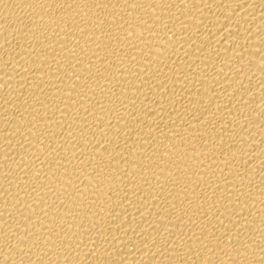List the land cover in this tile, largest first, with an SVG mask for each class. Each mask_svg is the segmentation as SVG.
<instances>
[{
	"label": "bare ground",
	"instance_id": "bare-ground-1",
	"mask_svg": "<svg viewBox=\"0 0 264 264\" xmlns=\"http://www.w3.org/2000/svg\"><path fill=\"white\" fill-rule=\"evenodd\" d=\"M0 264H264V0H0Z\"/></svg>",
	"mask_w": 264,
	"mask_h": 264
}]
</instances>
